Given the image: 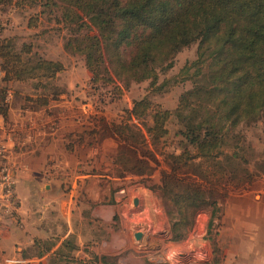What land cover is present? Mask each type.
<instances>
[{
  "label": "rangeland",
  "instance_id": "1",
  "mask_svg": "<svg viewBox=\"0 0 264 264\" xmlns=\"http://www.w3.org/2000/svg\"><path fill=\"white\" fill-rule=\"evenodd\" d=\"M38 12L35 7L0 4V40L15 38L19 45H32L34 52L61 62L65 68L57 78L64 94L44 106L35 103L39 97L31 81H4L0 61V107L7 112L6 116L0 114V151L7 160L0 161L15 181L18 199L15 210L0 214V218L13 220L22 231L17 249L28 261L20 264H48L47 258L42 263L35 261L39 251L36 241L57 244V236L68 230L73 243L88 253L95 254L94 248L100 250L104 242L113 239L117 252L98 256L115 258L117 264H254L264 256L262 124L243 129L253 146L260 176L239 190L218 189L219 211H215L210 235L207 226L213 207L197 215L194 229L180 243L171 241L165 201L146 187L160 184L163 171L170 170L164 156L151 146V160L143 156L147 150L136 145V162L132 146L115 132L123 121L141 127L131 115L135 101H151L168 111L176 109L191 82L174 81L183 67L197 58V47L181 51L174 68L160 75L155 87L145 82L121 93L113 87L97 90L84 58L65 50L66 29L49 23V17ZM145 120L149 126L153 124L150 116ZM167 126L170 136L165 152L179 153L175 119ZM136 169L151 171L140 176ZM137 233L142 235L140 240L135 238ZM126 240L131 241L129 246ZM83 251L79 257H85Z\"/></svg>",
  "mask_w": 264,
  "mask_h": 264
},
{
  "label": "trees",
  "instance_id": "2",
  "mask_svg": "<svg viewBox=\"0 0 264 264\" xmlns=\"http://www.w3.org/2000/svg\"><path fill=\"white\" fill-rule=\"evenodd\" d=\"M0 4L35 7L49 23L66 29L65 50L84 58L97 90L113 87L121 93L145 82L155 87L160 75L174 68L181 51L197 47V58L174 81L191 82L176 109L135 101L131 115L141 127L123 121L115 132L132 146L136 162V145L144 147L143 156L151 160V146L164 156L170 170L163 171L160 184L146 187L166 203L171 241H185L197 215L213 207L210 235L219 211L217 190H239L260 176L243 129L264 127V0H0ZM0 61L5 82L34 83L38 105L47 106L64 94L57 85L64 65L45 59L32 45L2 39ZM0 114L7 112L1 108ZM148 116L150 126L145 122ZM174 119L179 153L170 154L165 152L167 124ZM149 171L136 169L135 174ZM73 242H64L49 255L48 264H117L115 258L88 252L80 259ZM37 245L45 247L41 257L54 247L45 241Z\"/></svg>",
  "mask_w": 264,
  "mask_h": 264
},
{
  "label": "crops",
  "instance_id": "3",
  "mask_svg": "<svg viewBox=\"0 0 264 264\" xmlns=\"http://www.w3.org/2000/svg\"><path fill=\"white\" fill-rule=\"evenodd\" d=\"M67 154H63V157H65ZM96 183H94L92 186H96ZM89 186V187H92ZM49 187H47V190ZM136 203L137 200H136ZM102 210V209H101ZM98 212V211H97ZM95 216H98L95 213ZM1 217V216H0ZM68 221V220H66ZM66 224V223H65ZM37 230L39 228H36ZM70 231H66L64 232L61 236H57L60 237L59 241L57 242V244H54V247L52 249L51 252H49L48 254H46L45 256L41 257L38 256L39 253H41V251L45 248L43 247V245H37L38 241H36L35 244V248L39 249L38 253L35 255V261L42 263L44 262L45 258L48 259L49 255H51L52 253H54L55 251H57L60 247H62V245L64 244V242L66 241H73L71 235H69ZM22 231H20L19 229H17L14 225H13V220H9L6 219L5 217L0 218V264H20V263H25L27 262L26 260L22 259V253L21 249L18 248L17 249V245L20 244V240H18L17 238H19V236H21ZM41 237V234L39 235ZM55 236V235H54ZM44 236H42L43 238ZM113 240V239H112ZM104 242L103 245L100 247L101 249L99 250L98 248H94L95 249V254H100V255H114L117 251L114 249V245L113 242ZM131 241L130 240H126L125 244L126 246H129V243ZM47 243V242H46ZM52 245V244H51ZM75 245L77 246V251L74 252V254L80 258V259H85L88 257L87 255V251H83L79 248V244L75 243ZM82 251L85 253V257H79L80 253H82ZM254 264H264V256H262L261 258H259L257 261H255Z\"/></svg>",
  "mask_w": 264,
  "mask_h": 264
},
{
  "label": "built area",
  "instance_id": "4",
  "mask_svg": "<svg viewBox=\"0 0 264 264\" xmlns=\"http://www.w3.org/2000/svg\"><path fill=\"white\" fill-rule=\"evenodd\" d=\"M2 154L3 152L0 151V158L7 160V157ZM3 163V161H0V214L14 211L18 202L15 181Z\"/></svg>",
  "mask_w": 264,
  "mask_h": 264
},
{
  "label": "water",
  "instance_id": "5",
  "mask_svg": "<svg viewBox=\"0 0 264 264\" xmlns=\"http://www.w3.org/2000/svg\"><path fill=\"white\" fill-rule=\"evenodd\" d=\"M141 233H137L136 235H135V238L137 239V240H140L141 239Z\"/></svg>",
  "mask_w": 264,
  "mask_h": 264
}]
</instances>
